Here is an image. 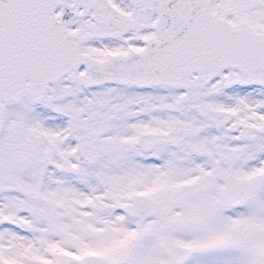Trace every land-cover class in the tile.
Returning a JSON list of instances; mask_svg holds the SVG:
<instances>
[{
	"label": "snow or ice",
	"instance_id": "6c2138e0",
	"mask_svg": "<svg viewBox=\"0 0 264 264\" xmlns=\"http://www.w3.org/2000/svg\"><path fill=\"white\" fill-rule=\"evenodd\" d=\"M0 264H264V0H0Z\"/></svg>",
	"mask_w": 264,
	"mask_h": 264
}]
</instances>
